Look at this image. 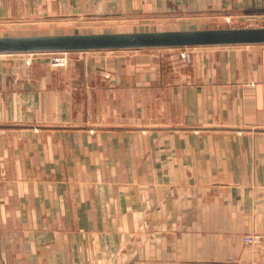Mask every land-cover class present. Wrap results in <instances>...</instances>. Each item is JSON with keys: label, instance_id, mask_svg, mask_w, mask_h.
I'll return each mask as SVG.
<instances>
[{"label": "crops", "instance_id": "obj_1", "mask_svg": "<svg viewBox=\"0 0 264 264\" xmlns=\"http://www.w3.org/2000/svg\"><path fill=\"white\" fill-rule=\"evenodd\" d=\"M175 16L264 21V0H0V36ZM192 48L0 53V264L263 250L244 237L264 233V44Z\"/></svg>", "mask_w": 264, "mask_h": 264}, {"label": "water", "instance_id": "obj_2", "mask_svg": "<svg viewBox=\"0 0 264 264\" xmlns=\"http://www.w3.org/2000/svg\"><path fill=\"white\" fill-rule=\"evenodd\" d=\"M264 44V26L0 36V53Z\"/></svg>", "mask_w": 264, "mask_h": 264}, {"label": "rangeland", "instance_id": "obj_3", "mask_svg": "<svg viewBox=\"0 0 264 264\" xmlns=\"http://www.w3.org/2000/svg\"><path fill=\"white\" fill-rule=\"evenodd\" d=\"M173 17V16H172ZM177 17V16H175ZM184 17V16H183ZM183 17H177V18H160L156 20H148L143 21V23L140 24H129L126 20L119 21V20H108L105 22L90 24L89 26H81L77 28V31L80 32H88V33H101V32H120V31H155V30H183V29H206V28H219V27H248V26H264V21L256 20V18H243L238 16L233 17H227L224 18L221 23H217L216 19H207V18H197L192 20H186ZM103 21V20H100ZM150 21V22H149ZM191 21L190 24L187 22ZM189 49H193L192 47H166V48H148L146 49L147 52H153V53H163L164 51L169 52H175L180 56H184V53L188 51ZM98 50L94 51H73L67 53L68 57L71 59L75 53H82L84 55L92 56L95 53H101L97 52ZM110 51V50H108ZM116 51V50H115ZM40 53V52H37ZM86 53V54H85ZM33 55V54H32ZM45 57H48L50 59V63L52 59L57 55L55 52H44V54H37ZM30 58V56H29ZM70 61V60H69ZM28 63L29 61L26 60ZM69 63V62H68ZM52 65V63H51ZM53 66V65H52ZM94 116V115H93ZM95 117V116H94ZM98 118H94L92 123L97 122ZM102 121V118L100 117V122ZM84 122V121H83ZM78 122V123H83ZM104 122V121H103ZM89 124V122L86 121V124ZM90 125V124H89ZM105 181H109L106 179Z\"/></svg>", "mask_w": 264, "mask_h": 264}, {"label": "built area", "instance_id": "obj_4", "mask_svg": "<svg viewBox=\"0 0 264 264\" xmlns=\"http://www.w3.org/2000/svg\"><path fill=\"white\" fill-rule=\"evenodd\" d=\"M110 50V51H115ZM57 55L52 59L51 63L55 67H65L68 65L69 57L67 53L69 52H55ZM29 54H35L29 53ZM244 242L249 245H263V250L258 254L254 255L250 259H233L232 261L227 260H215L210 264H264V233H252L244 237Z\"/></svg>", "mask_w": 264, "mask_h": 264}]
</instances>
